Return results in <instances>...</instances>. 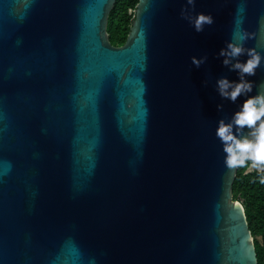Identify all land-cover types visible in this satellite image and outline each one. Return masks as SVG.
<instances>
[{
    "label": "water",
    "instance_id": "1",
    "mask_svg": "<svg viewBox=\"0 0 264 264\" xmlns=\"http://www.w3.org/2000/svg\"><path fill=\"white\" fill-rule=\"evenodd\" d=\"M117 1L0 0V264H258L216 130L264 59L217 81L227 43L264 57V0H138L114 47Z\"/></svg>",
    "mask_w": 264,
    "mask_h": 264
},
{
    "label": "clouds",
    "instance_id": "2",
    "mask_svg": "<svg viewBox=\"0 0 264 264\" xmlns=\"http://www.w3.org/2000/svg\"><path fill=\"white\" fill-rule=\"evenodd\" d=\"M196 0H187V4L195 9ZM184 19L188 20L197 33L204 31L205 26L214 24L212 15L199 13L192 16L189 9L185 7L181 11ZM240 39L246 41L247 34H243ZM247 55L246 63L239 62V57ZM220 57H224L223 64L231 71L239 73V82H230L226 78L217 81V91L219 95L235 103L239 97L248 96L253 91L254 84L246 79L247 76H255L256 70L261 66L262 59L260 53L255 48L246 49L243 43L229 42L226 48L221 49ZM207 57L192 58V64L199 68L206 63ZM233 61H236L233 63ZM207 82L205 81V85ZM264 88V84L260 86ZM219 111L223 110V105L217 106ZM245 129L249 130L247 133ZM216 136L223 145L225 155V166L229 170L243 168L247 162H251V169L264 171V91H259L257 95L245 100L237 111L231 122L221 119L218 123Z\"/></svg>",
    "mask_w": 264,
    "mask_h": 264
},
{
    "label": "trees",
    "instance_id": "3",
    "mask_svg": "<svg viewBox=\"0 0 264 264\" xmlns=\"http://www.w3.org/2000/svg\"><path fill=\"white\" fill-rule=\"evenodd\" d=\"M138 0H118L108 20L107 33L114 47L125 44ZM251 162L238 169L233 197L241 202L254 237L258 264H264V171L251 169Z\"/></svg>",
    "mask_w": 264,
    "mask_h": 264
}]
</instances>
